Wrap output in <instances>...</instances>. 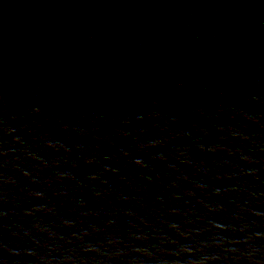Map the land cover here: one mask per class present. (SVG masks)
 Listing matches in <instances>:
<instances>
[{
    "label": "water",
    "instance_id": "95a60500",
    "mask_svg": "<svg viewBox=\"0 0 264 264\" xmlns=\"http://www.w3.org/2000/svg\"><path fill=\"white\" fill-rule=\"evenodd\" d=\"M0 264H264V0H0Z\"/></svg>",
    "mask_w": 264,
    "mask_h": 264
}]
</instances>
